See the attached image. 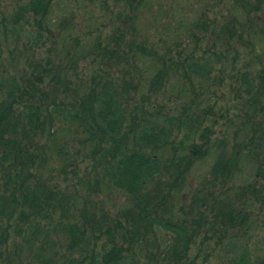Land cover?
<instances>
[{
	"label": "trees",
	"instance_id": "16d2710c",
	"mask_svg": "<svg viewBox=\"0 0 264 264\" xmlns=\"http://www.w3.org/2000/svg\"><path fill=\"white\" fill-rule=\"evenodd\" d=\"M54 1L27 0L11 17V27L25 16L43 24ZM144 2L127 0V7L137 15ZM236 2L251 15L264 3ZM128 19L131 23L130 15ZM255 25L244 26L234 17L218 24L202 11L190 27L198 36L209 31L215 39L201 55L175 53L178 43L174 52H160L134 38L124 43L120 34L113 46L100 49L101 62L114 69L96 71L79 87L55 60L31 62L23 56L28 68L17 77L5 76L0 60V264H14L16 251L13 256L4 251L10 239L17 245L14 238L35 264H185L197 235L209 240L214 232L220 238L242 231L252 211L264 210V31ZM239 47L247 49L252 65L232 77L248 110L241 121L251 130L247 154L219 146L205 177L209 187L192 191L180 205L186 174L212 148V127L204 125L212 107L200 108L197 92L218 77L212 75V59L224 77L226 58L234 51V67ZM139 57L150 59L151 70L116 81V68ZM57 129H64L69 139ZM76 135L83 140H74ZM74 142L83 145L90 163L80 209L79 198L57 183V174L75 175ZM54 155L61 162L56 170L49 167ZM247 162L256 172L236 197L227 187ZM112 190L124 198L119 210L98 198ZM59 243L61 257L55 249ZM237 253V264L249 263V254Z\"/></svg>",
	"mask_w": 264,
	"mask_h": 264
},
{
	"label": "rangeland",
	"instance_id": "374dc122",
	"mask_svg": "<svg viewBox=\"0 0 264 264\" xmlns=\"http://www.w3.org/2000/svg\"><path fill=\"white\" fill-rule=\"evenodd\" d=\"M261 1L264 2V0ZM26 2L27 0H0V60L3 62L4 75L17 77L22 74L23 70H27L28 66L22 59L23 56L31 62H34L33 59H49L61 64L64 72L68 73L66 78L78 87L81 83L88 82L96 71L114 69V66H106L104 62H101L100 49L107 45L113 46L116 36L120 34L123 36L122 42L124 43L134 38L137 42L148 44L147 46H155L160 52L166 48L174 52L178 43L175 53L179 51L182 56H186L189 51L196 55L203 54L206 52L207 42L215 39L209 31L204 32L205 35L199 34L198 36L190 27L202 11L218 24L234 17L244 26L256 21L258 26L252 27L264 31V3L259 7L260 11L257 10L254 15H251L244 12L242 7L237 6L236 0H145L144 5L136 11L137 15L135 10L133 15L131 14L132 12L127 7V0H55L43 24L39 18L33 19L25 16L26 19L11 27V17H14L19 6H23ZM234 10L236 12L232 16L231 12ZM129 15L131 23L129 19L127 20ZM39 22L41 26H37ZM193 34L197 37H193ZM242 42H247L246 37ZM252 42L260 41L253 39ZM96 45L99 49H94ZM235 49L240 54L234 62L235 66L232 67L231 64L233 51L226 58L224 77H219L220 65L212 59L214 64L212 75L214 78L218 77L210 82L211 85L208 82L203 83L202 89L197 92L200 96L199 107L203 108L206 105L212 107V115L204 123L205 126H211L213 130L210 138L212 148L209 155L203 160L194 162L186 174V180L180 191L184 201L182 202V198L179 199L180 205L187 201L192 191L204 186L209 187L206 186L205 177L210 174L217 159L216 151L219 146H225L227 150H241L243 154H247V135L251 130H249V123L245 122L243 126L241 121H246L248 113L245 112L246 106L245 108L242 106L243 101L233 85L232 77L239 71L247 70L251 59L247 55L246 48ZM120 51L119 49L118 52ZM95 54L97 56L94 58ZM128 61L129 66L123 64L116 68V73L110 71L117 78L116 81L121 82L123 76L129 78V75L134 72L146 75L151 70L149 58L139 57V59H128ZM66 68L71 69L66 70ZM185 101L186 98H183L182 103ZM66 126L72 125L68 123ZM57 131L64 140L69 139L64 129H57ZM72 138L77 141L83 140L78 135ZM70 152L73 156L72 170L75 175L62 178L56 173L59 179L57 183L60 189L70 194L72 192L73 196L79 198L76 200V206L80 209V198L86 195L82 182L87 177L90 163L87 162L84 147L80 143L74 142ZM53 158L49 167L56 170L61 162L55 159V155ZM255 172V165L252 162L243 164L241 174L233 178V184L227 187L228 192L239 197V188L252 182ZM234 188L237 190L234 191ZM98 198L103 199L105 201L103 205L110 209L119 210L124 205V198L115 190L104 191ZM215 236L214 232L208 240L202 235H197L195 245L188 254L185 264H237L238 251L242 254H249L248 264H264V210L252 211L250 220L242 231L235 229L233 235L228 237L227 235L220 238ZM14 240L16 246L10 239L4 248V251H8L12 256L15 251L18 254L14 259V264L32 263L27 257L26 250L19 244L20 239L14 238ZM61 246V243L55 246L60 257ZM99 247H101L100 243L97 244L96 250ZM2 256L5 257L6 254Z\"/></svg>",
	"mask_w": 264,
	"mask_h": 264
}]
</instances>
